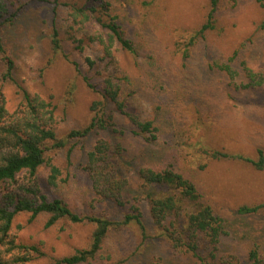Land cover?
I'll use <instances>...</instances> for the list:
<instances>
[{
    "label": "rangeland",
    "instance_id": "374dc122",
    "mask_svg": "<svg viewBox=\"0 0 264 264\" xmlns=\"http://www.w3.org/2000/svg\"><path fill=\"white\" fill-rule=\"evenodd\" d=\"M5 1L16 5L27 2L0 28L5 54L14 62L12 78L1 81L5 64L0 58V83L8 116L23 108L21 90L26 89L51 103L57 134L64 137L70 130L88 124L91 104L98 98L83 75L92 83H100L109 74L129 79L122 85L121 97L141 120H151L158 127L153 143L146 144L129 131L122 139L126 147L123 171L132 181L130 201L124 207L97 199L82 170L85 150L106 133L95 130L47 152L46 160L60 170L55 185L48 182L50 167L44 165L38 170L39 193L47 199L58 197L78 214L116 222L131 212V203L141 211L145 234L139 222L114 224L94 258L79 264H218L222 255L246 260L253 249L264 261V209L251 214L238 211L239 206L264 202V169H257L249 161L211 154L217 150L256 160L258 148L264 153V83L254 89H237L221 71L207 65L209 61L225 60L238 49L234 66L245 60L252 69L264 70V31L259 28L264 8L255 0H219L215 28L206 32L204 40L185 46L205 22L209 0H105L110 1L112 12L124 22L125 29L136 34L145 32L139 35L143 37L138 39L140 49L151 57L139 60H145L143 69L140 64L133 65L135 58L119 49L114 50L112 58L104 57L102 46L87 39L99 25L75 22L70 15L72 4L80 6L87 0H59L56 22L63 46L57 52L51 44L52 0ZM151 29L154 33H149ZM80 38L82 49L74 42ZM185 49L187 57L183 56ZM86 57L94 60L92 66L85 62ZM75 61L80 72L75 70ZM160 72L169 74L159 76ZM154 83L156 87L150 88ZM167 158L192 177L203 201L223 218L225 233L219 238L214 258L212 247L204 239L199 243L202 259L173 247L166 232L152 220L149 202L141 195L135 173L139 166L157 169ZM188 209L191 206L185 205ZM46 220L45 213L31 219L29 213L22 212L13 222L15 241L38 248L26 264H52L55 259L90 248L95 223L63 218L46 227Z\"/></svg>",
    "mask_w": 264,
    "mask_h": 264
},
{
    "label": "trees",
    "instance_id": "16d2710c",
    "mask_svg": "<svg viewBox=\"0 0 264 264\" xmlns=\"http://www.w3.org/2000/svg\"><path fill=\"white\" fill-rule=\"evenodd\" d=\"M255 1L264 8V0ZM52 2L54 7L52 8L51 44L53 52H57L62 50L63 46L56 22L59 0H52ZM218 2L219 0H209L210 7L205 22L190 36L185 46L204 40L206 32L215 28L214 15ZM24 4L16 5L0 0V28L3 24L10 22ZM70 12L75 22L81 24L95 22L99 25V28L93 35L87 36V39L96 41L102 46L104 57L112 58L114 50L119 49L135 58L133 65L140 64L145 69V60L144 62L139 60L149 59L151 55H146V51L140 49L141 41L138 40L143 38L139 35L145 32L136 34L133 33L135 31L129 32L127 27L125 29L124 22L112 12L110 1L87 0L80 6L72 4ZM144 23L143 19L142 24ZM143 26L146 27V23ZM259 28L264 31V10ZM149 33L154 31L151 29ZM82 40V38L74 39L79 49L83 48ZM185 52L183 56L187 57L188 50L185 49ZM0 55L5 64L1 81H6L12 78L14 62L5 54L1 41ZM238 55L239 51L236 49L225 60L209 61L207 65L210 69L221 71L237 89H254L262 86L264 70L252 69L245 60H241L238 67L234 66L233 62L235 63L238 59ZM85 62L90 66L94 64V60L90 57H86ZM73 65L75 70L80 72L76 61ZM161 74L169 73L160 72L159 76ZM166 77L169 78V76ZM239 77H242L240 81ZM147 78L152 77L147 76ZM83 79L87 86L98 94V98L91 104L92 116L88 124L70 130L64 137L57 134L54 108L51 103L38 95H31L26 89L21 90L23 108L8 116L4 108L0 83V118L4 120L0 123V264H26L32 253L38 250L35 246H27L15 241L11 229L17 214L22 212L29 213L31 219L41 213L47 214L46 227L63 218L72 222L95 223L90 248L80 249L69 256L55 259L52 264H79L94 258L110 226L114 224L139 222L142 233L145 234V227L140 218L141 211L135 202L130 205L131 212L126 213L122 221L116 222L95 215L78 214L71 210L62 199L58 197L47 199L45 195L39 193L37 184L39 168L44 165L50 167L48 182L52 185L56 184L60 174L57 166L46 160L47 152L64 147L69 139L84 138L96 130L106 133V136L99 137L90 149L85 150V163L82 170L86 172L97 199L108 200L119 207H124L130 201L128 197L132 193L130 186L132 181L123 171L126 147L122 139L128 131L139 136L146 144L153 143L157 139L158 127L151 120H141L130 109L127 100L121 97L122 85L129 82V79L125 76L115 77L109 74L104 76L100 83H92L85 74ZM155 83L150 88H155ZM211 154L215 158L249 161L257 169H264V153L260 148L257 149L256 160L242 155L229 156L217 150L212 151ZM135 175L140 181L138 188L141 189L142 197L149 202L154 224L166 232L167 239L173 242L172 246L188 250L187 252L193 256L202 259L199 243L201 239H204L212 247L210 254L214 258L219 238L225 233L223 218L213 211L210 204L203 201L202 194L192 177L181 170L170 158L163 159L162 166L157 169L151 166H139ZM21 177H24V180L20 179ZM133 200L138 199L135 196ZM185 205H190L191 209L185 210ZM260 209H264V202L238 207V211L244 214L256 213ZM247 256V259L242 261L234 255H222L218 258V264H264L255 249L249 251Z\"/></svg>",
    "mask_w": 264,
    "mask_h": 264
}]
</instances>
